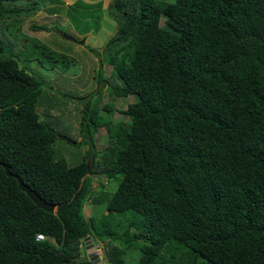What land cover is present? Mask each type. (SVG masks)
<instances>
[{
	"label": "trees",
	"instance_id": "trees-1",
	"mask_svg": "<svg viewBox=\"0 0 264 264\" xmlns=\"http://www.w3.org/2000/svg\"><path fill=\"white\" fill-rule=\"evenodd\" d=\"M39 1L61 4L0 0V17L22 15L14 2L31 3L30 17ZM107 11L115 31L95 55L111 73L98 82L136 98L115 125L84 105L76 165L55 156L42 84L0 49V163L55 206L37 208L0 165V264H94L85 236L104 242L105 264H264V0H110Z\"/></svg>",
	"mask_w": 264,
	"mask_h": 264
},
{
	"label": "rangeland",
	"instance_id": "rangeland-1",
	"mask_svg": "<svg viewBox=\"0 0 264 264\" xmlns=\"http://www.w3.org/2000/svg\"><path fill=\"white\" fill-rule=\"evenodd\" d=\"M74 2L76 0H61V4L39 1V10L30 17L27 16L31 12V3H8L6 7H23L24 12L21 16H18V12L11 18L0 17L7 20L0 21L1 56H13L20 68L42 84L37 111L40 120L56 129L58 138L54 143L55 156L65 158L69 166L80 163L87 156L88 146H75L73 143V140H80L78 127L84 105L89 102V109L98 117L97 122L115 125L128 121L122 111L136 98L129 95L117 99L97 79L98 74L107 79L111 73V67L101 65L95 55L96 52H102L115 31V21L107 11L110 0H102V5L82 0L84 5L67 10L66 7ZM8 19L13 20V23ZM34 25L44 27L46 31L31 29ZM108 105L112 108L110 113L104 108ZM90 125L92 126L91 123ZM93 140L95 153H98L107 145L106 129L101 126L93 135ZM97 183L94 179L93 195L101 192L95 187ZM92 208L91 201L84 205L83 214L87 219L93 212ZM104 208L105 205H99L94 212H101ZM126 217L129 215L119 219L124 221ZM49 242L53 244L52 241ZM103 247L101 245L96 254H100L102 263L105 264ZM93 248H98L97 242ZM126 260L133 262L128 256Z\"/></svg>",
	"mask_w": 264,
	"mask_h": 264
},
{
	"label": "water",
	"instance_id": "water-1",
	"mask_svg": "<svg viewBox=\"0 0 264 264\" xmlns=\"http://www.w3.org/2000/svg\"><path fill=\"white\" fill-rule=\"evenodd\" d=\"M0 165L2 166V168L5 171V174L7 177H13L16 181H17V186L19 188V190H21L23 193H25L27 195V197L34 203V205L39 208L42 209L46 212L49 213H54L55 211V206L45 202L44 200H42L37 194L36 192H34L33 190H31L29 187H27L22 179L14 174H12L10 172V168L3 163H0ZM88 242H86V246H88ZM88 248V247H87ZM89 252V251H88ZM89 254V253H88ZM90 259L91 261H94L95 264H99V260L96 257L90 256V255H85L83 260H88Z\"/></svg>",
	"mask_w": 264,
	"mask_h": 264
},
{
	"label": "clouds",
	"instance_id": "clouds-1",
	"mask_svg": "<svg viewBox=\"0 0 264 264\" xmlns=\"http://www.w3.org/2000/svg\"><path fill=\"white\" fill-rule=\"evenodd\" d=\"M81 139V138H80ZM46 202V201H45ZM38 235H42L43 236V239H37V236ZM45 239H48L45 235H43V234H37L36 236H35V240L36 241H44ZM51 241V240H50ZM82 242L84 243V250H85V252H86V254L85 255H90V256H93V257H96L98 260H99V264H103L102 263V257H100V254L98 255V254H96L98 251H100L99 249H100V246L101 245H105L104 244V242H99V241H96L94 238H92V237H90V236H85L84 238H83V240H82ZM86 242H88L89 244H88V246H86ZM97 242V246H98V248H93V245H94V243H96ZM98 244H100V245H98ZM88 247V248H87ZM80 250L81 251H83V247L82 246H80ZM95 250V251H94ZM89 251V252H88ZM89 253V254H88ZM83 255V258H84V253L82 254ZM93 263H94V261H92ZM95 264V263H94Z\"/></svg>",
	"mask_w": 264,
	"mask_h": 264
},
{
	"label": "built area",
	"instance_id": "built-area-1",
	"mask_svg": "<svg viewBox=\"0 0 264 264\" xmlns=\"http://www.w3.org/2000/svg\"><path fill=\"white\" fill-rule=\"evenodd\" d=\"M37 239H43V236L42 235H38Z\"/></svg>",
	"mask_w": 264,
	"mask_h": 264
},
{
	"label": "crops",
	"instance_id": "crops-1",
	"mask_svg": "<svg viewBox=\"0 0 264 264\" xmlns=\"http://www.w3.org/2000/svg\"><path fill=\"white\" fill-rule=\"evenodd\" d=\"M64 1V0H63ZM65 1H67V0H65ZM75 1V0H74ZM76 1H79V0H76ZM89 1V0H88ZM109 1V0H108Z\"/></svg>",
	"mask_w": 264,
	"mask_h": 264
}]
</instances>
